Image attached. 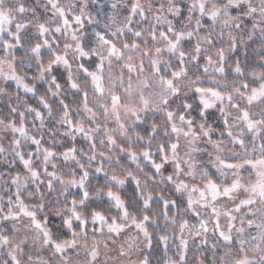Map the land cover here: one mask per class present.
Here are the masks:
<instances>
[{
    "label": "snow or ice",
    "instance_id": "6c2138e0",
    "mask_svg": "<svg viewBox=\"0 0 264 264\" xmlns=\"http://www.w3.org/2000/svg\"><path fill=\"white\" fill-rule=\"evenodd\" d=\"M0 264H264V0H0Z\"/></svg>",
    "mask_w": 264,
    "mask_h": 264
}]
</instances>
